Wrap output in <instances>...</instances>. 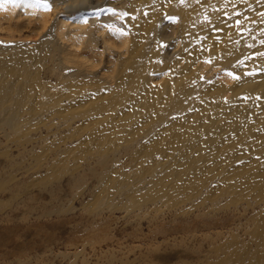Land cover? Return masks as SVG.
<instances>
[{
    "label": "bare ground",
    "instance_id": "bare-ground-1",
    "mask_svg": "<svg viewBox=\"0 0 264 264\" xmlns=\"http://www.w3.org/2000/svg\"><path fill=\"white\" fill-rule=\"evenodd\" d=\"M262 41L264 0H0V129L85 155L100 205L234 204L213 264H264Z\"/></svg>",
    "mask_w": 264,
    "mask_h": 264
},
{
    "label": "rangeland",
    "instance_id": "rangeland-1",
    "mask_svg": "<svg viewBox=\"0 0 264 264\" xmlns=\"http://www.w3.org/2000/svg\"><path fill=\"white\" fill-rule=\"evenodd\" d=\"M17 13L12 22H25L22 34H31L29 17ZM25 128L18 134L0 129V264H213L217 242L248 237L245 215L232 203L198 208L166 199L128 209L104 194L100 205L102 185L85 155H61L56 165L60 139L50 138L51 151L31 150L35 134ZM118 157L130 167V157Z\"/></svg>",
    "mask_w": 264,
    "mask_h": 264
},
{
    "label": "snow or ice",
    "instance_id": "snow-or-ice-1",
    "mask_svg": "<svg viewBox=\"0 0 264 264\" xmlns=\"http://www.w3.org/2000/svg\"><path fill=\"white\" fill-rule=\"evenodd\" d=\"M39 6H42L45 10H51V4H49L47 2H43ZM262 43H264V41H262Z\"/></svg>",
    "mask_w": 264,
    "mask_h": 264
}]
</instances>
